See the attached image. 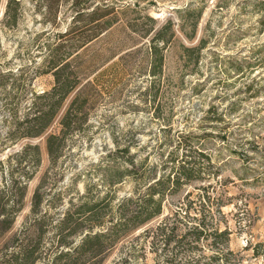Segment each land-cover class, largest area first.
I'll list each match as a JSON object with an SVG mask.
<instances>
[{
    "label": "rangeland",
    "instance_id": "rangeland-1",
    "mask_svg": "<svg viewBox=\"0 0 264 264\" xmlns=\"http://www.w3.org/2000/svg\"><path fill=\"white\" fill-rule=\"evenodd\" d=\"M19 1L12 8L20 13L17 24L9 27L4 24L9 0H0V187L10 192L15 181L17 193L25 184L27 192L14 224L0 233V262L9 259L10 239L31 224L32 197L42 179L52 200L43 204L52 224L46 241L70 200L79 203L87 186L91 201L109 192L112 213L121 198L145 194L150 179L138 183L127 177L114 186L105 181L112 162L105 156L116 149V138L120 147L131 148L115 156L122 169L134 155L138 169L147 159L142 172L160 177L186 157L200 176L167 196L160 217L122 235L103 264L125 257L124 264H166L169 251L163 244L155 248L154 233L146 230L178 209L188 192L193 216L209 231L229 232L231 264H264V0H84L87 9L74 0ZM95 8L109 13L105 19H112L111 26L94 32L87 18L74 23L76 11ZM169 20L172 30L166 27ZM160 29L169 41L158 42L163 63L154 77L152 38ZM66 31L69 43L82 46L83 76L103 73L97 84L105 99L52 165L45 136L12 143L7 132L26 119L34 94L52 88L54 76L43 73L44 62ZM198 46L199 51L185 49ZM59 129L56 120L48 132ZM185 230L181 226L179 233ZM217 250L208 235L186 256L211 261Z\"/></svg>",
    "mask_w": 264,
    "mask_h": 264
},
{
    "label": "trees",
    "instance_id": "trees-1",
    "mask_svg": "<svg viewBox=\"0 0 264 264\" xmlns=\"http://www.w3.org/2000/svg\"><path fill=\"white\" fill-rule=\"evenodd\" d=\"M74 2V5L82 9L89 8L84 0H74ZM14 5L19 6L20 1L9 0L4 13V24L9 27L17 24L20 14L16 7L15 11H12ZM46 8L51 9L49 5ZM95 10L96 8L94 11H76L73 17L74 23L76 24L79 18H87V25L93 24V28L97 29L94 32L103 31L111 26L112 19H105L109 13ZM151 20L154 19L151 18ZM166 27L172 30L171 20ZM72 30L73 28L70 31ZM163 32V29H160L152 38L154 49L152 55L154 54L155 60L152 62L151 75L154 77H157L158 70L163 63V56L157 53L160 50L158 42L162 41L167 44L169 41ZM69 33V31L59 33L61 41L48 51L44 62L43 73H52L54 76L52 88L43 93L34 94L29 111L26 113V119L16 123L7 132L8 140L12 143L25 138L45 136L52 165L58 164L65 154L69 147V137L80 131L83 125L90 121L96 112L97 105L105 99L103 91L98 88L97 84L103 73H99L100 75L94 79L83 76V67L78 64L82 58L78 51L82 46L69 43L70 39L66 38ZM99 33H95V37ZM146 33L149 34L150 30ZM200 48L201 46L185 47L188 52L199 51ZM8 72L14 74L13 71ZM56 120L60 128L59 132L56 130L48 132ZM114 143L116 149L110 150L105 156L106 159L111 158L112 160L106 165L105 181L109 186H114L123 182L127 177L135 178L138 183L150 179V182L145 185L147 186L145 194L121 198L117 206L118 210L112 213V211L108 212L111 205L109 192L106 197L91 201L90 188L87 186L86 191L78 196L79 203L70 200L68 208L54 226L56 228L54 235L49 239L50 241H46L44 233L52 224L48 221L47 212L43 210V204L48 201L50 205L52 200L46 197L47 193L44 192L46 180L42 179L32 197L31 219L33 223L31 222L21 233H16L10 239L9 259L0 264H103L122 235L160 217L163 214L167 196L175 194L179 187L200 176L193 159L186 157L179 162H174L171 171L169 173L165 171L160 177L142 172L147 159L141 161L140 169H138L134 155H129L126 167L122 169L116 163L115 156L129 154L131 148L120 147L116 138H114ZM33 148L38 158L40 148L38 145ZM201 154L203 156L204 153ZM13 173L14 167H12L11 175ZM25 174L27 179L33 176L30 171H26ZM14 183L15 181L11 183L10 192L5 189V186L0 187V233L12 227L19 210L18 205L23 203L26 197L27 184L17 193L14 190L16 185ZM191 195V192H188L178 209L163 218L152 230H146L147 235L154 233L152 245L156 248L159 244H163L164 248L169 251L165 256L166 264H199L202 262V255L197 259L195 257L188 259L186 255L191 252L190 248L197 246L201 240L207 239L208 235H212L218 250L211 257V261H217L218 264H231V256L234 253L228 246L229 232L218 229L209 231L202 218L193 216L190 211L191 201L188 200ZM181 226L186 229L184 233H179ZM33 228L35 230L31 233ZM220 243L222 245L218 246ZM186 248L189 249L185 251ZM128 261L129 258L125 257L115 264H124ZM211 261L204 260L202 264H211Z\"/></svg>",
    "mask_w": 264,
    "mask_h": 264
}]
</instances>
